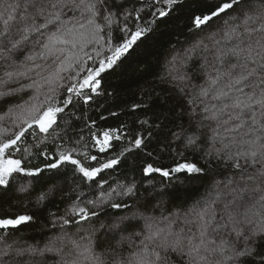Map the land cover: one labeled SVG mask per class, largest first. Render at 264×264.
I'll return each instance as SVG.
<instances>
[{
    "label": "snow or ice",
    "instance_id": "1",
    "mask_svg": "<svg viewBox=\"0 0 264 264\" xmlns=\"http://www.w3.org/2000/svg\"><path fill=\"white\" fill-rule=\"evenodd\" d=\"M0 17V105H7L0 121L12 125L0 124V199L35 193L29 203L37 210L57 195L70 200L63 216L49 213L63 235L44 248L5 244L0 264H21L16 257L26 253L23 264H47L44 253L53 251L60 264H264V0H0ZM164 32L175 42L130 106L142 115L93 132L83 105L105 94L102 74ZM20 93L27 99L10 103ZM173 98L183 101L179 116ZM50 140L59 141L54 154L35 153L48 162L26 163ZM129 155L142 157L131 177L104 178ZM213 161L230 164L238 178L176 205L174 190L213 171ZM35 218V211L0 215V229Z\"/></svg>",
    "mask_w": 264,
    "mask_h": 264
},
{
    "label": "trees",
    "instance_id": "2",
    "mask_svg": "<svg viewBox=\"0 0 264 264\" xmlns=\"http://www.w3.org/2000/svg\"><path fill=\"white\" fill-rule=\"evenodd\" d=\"M216 3H222L224 0H215ZM4 17H0V28L3 27ZM218 21H213L212 24H216ZM163 28V25H161ZM171 40L175 42V36L169 33L161 34H150L147 39L142 42H138V46H134V50H130V55L127 59L123 60V63L115 71H109L105 74H102L103 79L101 83V88L104 95L97 97L94 102L90 105H83L84 110L88 117H91L92 120L96 121L95 125H91L92 131L102 134L103 131L108 129L119 128L121 124L131 125L132 120L136 115H142V113H133L131 111V104L134 101H139L140 93L139 86L145 82V79H152V77L159 75L162 70L163 62L168 54L169 43ZM202 79V77H201ZM199 82V80L197 81ZM10 87H16V85H10ZM157 91L161 92L163 96L168 92V89L165 86L157 87ZM112 93L113 95H108ZM30 94V93H29ZM27 99V95L20 93L17 97L10 99V103L16 104L21 103L22 100ZM183 101L173 98L169 101V106L174 109L177 116L182 110ZM121 109H124L121 111ZM7 110V105H0V113H3ZM116 111L119 114L115 117L109 115V112ZM79 114V113H78ZM105 119H101V117ZM180 119H176L173 123L179 124ZM0 124L4 126L11 127V120L5 119L0 121ZM84 121L81 120L77 122V127H83ZM127 131V130H125ZM84 134L86 139L88 138V129H84ZM43 135V134H41ZM28 142L34 143L33 137L29 135L27 137ZM91 142V141H90ZM56 143L59 141L46 142L39 150L33 149V155L28 157L26 163H30L33 166H43L44 163L48 162L45 157L36 155L37 151H43L46 147L49 153L54 154L56 150ZM121 142H116V150L119 149ZM93 155H97L98 149L93 147L90 149ZM104 156V154H99ZM108 156L114 155V151L110 150L107 154ZM188 155H192L189 153ZM142 159L140 156L129 155L127 159L115 167V170H106L103 173L104 178L111 176L113 180H125L127 177L133 175L132 166L134 163H138ZM196 160H199V155L195 157ZM166 163H171V160H166ZM201 166H204L203 161H199ZM95 163V162H92ZM213 171L207 172L206 174H200L194 176L187 184L178 186L172 195V199L176 205L181 203L185 205H190L194 201L200 200L202 197H205L210 191L213 190L215 182L220 181L221 186L227 182L230 177L234 175L238 178V170L233 169L230 164L225 165L224 162L213 161ZM251 171V169H249ZM123 173V174H122ZM47 175V173L45 174ZM135 175L139 178V169L136 170ZM154 180L159 181L161 178L157 174L152 177ZM112 183V181H110ZM33 186H36V182H33ZM40 189L37 188L36 191ZM67 191V189H65ZM35 193L30 196H25L20 193H15L10 199L4 200L0 199V215H15L22 213L24 211L33 212L35 211L36 218L29 225L21 226L18 230L0 229V235H4L5 239L0 240V248H3L5 244H12L13 248L17 247H28L36 246L39 248H44L45 245L49 244L50 241H54L57 237L63 235V232L60 226L57 224L53 226V220L55 217L50 216L49 213H55L56 216H63L65 209L68 207L70 200L69 199H60L59 195L53 199L45 208L37 210L34 203H29L34 199ZM260 193H256L254 199L250 202H255L259 200ZM168 210H171L172 205H166ZM110 214L115 213L118 215H125L124 210H109ZM159 214V213H157ZM102 219L104 217H101ZM65 230L73 238L78 239L76 226L69 224L65 226ZM136 231H140L136 229ZM83 235V233H79ZM59 247V244H56ZM69 251L68 248H65V254ZM127 251V247H125ZM65 259H71L67 255H64ZM17 260L23 264L24 261L29 259L28 254L24 256L16 257ZM43 259L47 264H60L62 259V254L58 252H46L44 253Z\"/></svg>",
    "mask_w": 264,
    "mask_h": 264
}]
</instances>
